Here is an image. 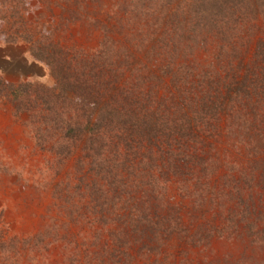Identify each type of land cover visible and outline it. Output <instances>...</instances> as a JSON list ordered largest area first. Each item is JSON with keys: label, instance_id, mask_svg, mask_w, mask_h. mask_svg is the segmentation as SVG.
<instances>
[{"label": "rangeland", "instance_id": "obj_1", "mask_svg": "<svg viewBox=\"0 0 264 264\" xmlns=\"http://www.w3.org/2000/svg\"><path fill=\"white\" fill-rule=\"evenodd\" d=\"M176 10L218 20L171 72ZM84 60L137 125L85 129ZM0 264H264V0H0Z\"/></svg>", "mask_w": 264, "mask_h": 264}, {"label": "trees", "instance_id": "obj_2", "mask_svg": "<svg viewBox=\"0 0 264 264\" xmlns=\"http://www.w3.org/2000/svg\"><path fill=\"white\" fill-rule=\"evenodd\" d=\"M215 12L216 11H205V10H189L186 12V11L176 10L173 16H168L167 15L168 11L162 12V14L168 18V19L164 18V21H168V22L160 25V29L153 31V38L159 39L161 43L163 44L162 48H163L164 53L162 57L164 60L168 61V64L165 66L166 69H169L172 72L171 68L174 65H176L175 63L177 62L178 59H181L182 57L184 58V56L186 55L187 56L189 55L192 57L193 52L195 51L194 48L200 44L204 45L206 43V41H202V43H199V41H197L196 38L198 37L200 39L202 34H204L206 30H208L209 33L212 30H215V27L212 26L214 25L213 22L218 20V17L216 15L218 13H215ZM182 22H185L187 24L185 30H182V31L177 30L176 31L177 33L176 32L173 33L175 34V36H171V31H168L166 28L168 26L173 27L171 26L173 24L176 29V26L179 27L180 23ZM167 23H170V24H167ZM209 23H211V25H209ZM197 26L198 27L201 26L199 28L200 29L199 31H197L198 30ZM216 28H219V27H216ZM222 35H223V31L219 29L218 34L216 35V38L217 37L220 38ZM188 39H192V41H188ZM176 40L181 41V42H178ZM79 64L80 65L78 66V69L76 70V90L77 92L82 91L88 97L90 98L92 97L93 99H95L94 104L96 107L94 108V112H96L98 115L95 121L89 120L85 129L91 128L90 130L93 133L96 132L97 134H100L102 130H104L105 132H107L106 134H108L109 130L111 129V126L113 125L114 126L117 125L118 127H120V126H123L124 123H127V122H129L132 126L137 125L136 124L137 120H139L137 112H136L138 110L137 108H134L133 105L127 106V105L120 104V103L118 104V107H115V106H112L111 103H108L109 101L110 102L113 101L115 103L117 94L112 95L107 89H103V86H106L109 83L107 81L106 74L104 75V71H105L104 66L97 65L95 61H92L90 63L89 60H84ZM86 77L88 78L85 79ZM87 84L88 85L96 84L98 86H96L95 89H92L93 87L89 88ZM177 92L178 94L177 93L171 94L172 99H174V103H177L180 98H183V97H185L186 99L189 98V93H187V91L183 90L182 88L177 89ZM120 95H122V92H120ZM116 109L119 113V118H120L119 121H117L116 119L107 120L108 117H110L111 114H113L114 110ZM146 109L147 108H143V110H145V113L142 115L143 116L142 125L145 126V130L142 132H144L146 138H148V136L150 137V134L152 132L156 131V128L158 126L155 127V119H156L155 115L153 113L147 114L148 111ZM123 111H125V113H123ZM100 116H102L101 121L99 119ZM76 126H77V123H76ZM152 127L154 128L152 129ZM115 130L117 131L118 128L116 129L115 127ZM134 131H135V128H133L132 132ZM149 141L152 142V140H149Z\"/></svg>", "mask_w": 264, "mask_h": 264}]
</instances>
